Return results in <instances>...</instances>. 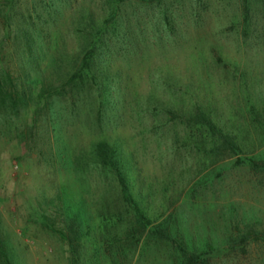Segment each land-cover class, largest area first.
Masks as SVG:
<instances>
[{
    "label": "rangeland",
    "instance_id": "rangeland-1",
    "mask_svg": "<svg viewBox=\"0 0 264 264\" xmlns=\"http://www.w3.org/2000/svg\"><path fill=\"white\" fill-rule=\"evenodd\" d=\"M117 2L0 0V85L26 89L25 73L50 85L38 105L0 101V228L21 264H72L43 216L61 227L51 204L65 191L58 185L72 201L84 193L93 206L106 199L121 210L116 181L92 162L94 142L106 137L139 171L150 211L215 248L204 264H264V242L224 243L235 226L264 228V124L255 121L264 123V0H247L248 23L242 0ZM91 31L100 77L73 103L67 80ZM30 91L36 98L40 88ZM200 111L236 132L242 152L211 151L207 125L187 120ZM142 244L132 264L179 261L172 245Z\"/></svg>",
    "mask_w": 264,
    "mask_h": 264
},
{
    "label": "trees",
    "instance_id": "trees-1",
    "mask_svg": "<svg viewBox=\"0 0 264 264\" xmlns=\"http://www.w3.org/2000/svg\"><path fill=\"white\" fill-rule=\"evenodd\" d=\"M123 1V0H112ZM245 8L244 21L247 20V0H242ZM118 3V2H117ZM116 7V6H115ZM117 11V10H116ZM116 11L112 12L115 14ZM110 15V17L112 16ZM92 28V26H91ZM93 29L100 33L101 27ZM96 32H88L85 42L84 52L80 58V64L70 73L67 84L73 90V103L79 94L82 84L85 81L91 83L100 77V65L94 61L96 56V47L100 45V36ZM22 34L28 37L30 34L24 30ZM53 46V43L50 47ZM36 57V56H35ZM37 58V57H36ZM30 70H36L40 63L38 59L29 60ZM37 71V70H36ZM39 74V72H37ZM26 89L19 90L13 84H7L8 88L0 85V101L2 103L8 100L9 106L14 107L17 103H21L23 108L27 106V101L32 100L35 105L39 104L38 98L45 97L50 91L44 79L40 76H31L25 73ZM5 87V88H4ZM34 87L40 88L36 98H31L30 89ZM65 89L64 86L54 88V93H58L59 89ZM43 93V95H42ZM65 92L63 91V94ZM45 94V95H44ZM16 103V104H15ZM8 105V104H7ZM188 121L194 124L203 125L208 128V139L211 141V151L228 150L235 155L242 152V142L236 132H224L218 124L212 122L211 118L204 112H195L187 116ZM263 125L262 120H255ZM32 126H29L28 134L32 132ZM264 141V137L262 138ZM121 142L117 139L99 138L93 144L92 162L99 166L101 170L116 181L118 194L120 197L121 210L112 211V207L106 199H102L99 206L95 203L93 206L90 201L85 198V194H73V201L67 188L58 185L59 189H65L63 192L56 193L52 198V206L55 207L56 213L61 216V227L53 225V221L44 215V225L58 233L63 239L71 253L72 264H132L139 255V247L145 238L149 240L162 241L172 245L178 250L179 261L171 264H204L215 250L206 241L203 245H198L196 239L191 237L188 231H184L174 224L172 215L163 216V214H155L150 211L147 198L150 196L148 191H144L141 185L137 189L139 171L129 159L125 158L121 149ZM246 160V159H245ZM244 158L238 157L237 161L245 162ZM250 163H255L250 160ZM257 166L264 167V160L257 163ZM51 206V205H50ZM51 206V209L53 208ZM127 215V218L125 216ZM125 221L127 224L125 225ZM238 231L234 236L227 237L224 241L227 248H235L244 244L249 240L264 242V228L257 229L254 223H246L242 228L235 226ZM144 245V244H142ZM129 259V260H127ZM127 260V261H125ZM0 264H21V257L17 254L15 246L10 238L0 228Z\"/></svg>",
    "mask_w": 264,
    "mask_h": 264
}]
</instances>
